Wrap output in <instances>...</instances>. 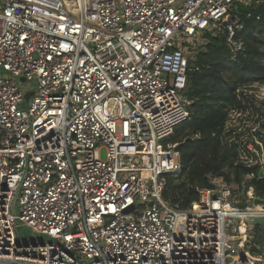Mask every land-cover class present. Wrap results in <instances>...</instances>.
<instances>
[{
	"label": "built area",
	"instance_id": "built-area-1",
	"mask_svg": "<svg viewBox=\"0 0 264 264\" xmlns=\"http://www.w3.org/2000/svg\"><path fill=\"white\" fill-rule=\"evenodd\" d=\"M261 1L0 0V264H264V209L221 176L189 206L164 196L191 41L243 51L234 9ZM254 146L242 186L264 177Z\"/></svg>",
	"mask_w": 264,
	"mask_h": 264
},
{
	"label": "trees",
	"instance_id": "trees-1",
	"mask_svg": "<svg viewBox=\"0 0 264 264\" xmlns=\"http://www.w3.org/2000/svg\"><path fill=\"white\" fill-rule=\"evenodd\" d=\"M234 10L241 17L237 37L244 43L243 51L234 54L223 36L207 33L206 43L188 62L185 93L190 118L169 137L179 143L182 170L177 177L167 176L164 191L166 198L183 206L197 199L196 188L210 186L209 176L240 184L246 174L258 169L241 161L239 144L227 137L226 122L232 106L245 108L238 99L243 93L239 88L264 81V0L237 4ZM246 185L257 198H264V177L256 175Z\"/></svg>",
	"mask_w": 264,
	"mask_h": 264
},
{
	"label": "rangeland",
	"instance_id": "rangeland-1",
	"mask_svg": "<svg viewBox=\"0 0 264 264\" xmlns=\"http://www.w3.org/2000/svg\"><path fill=\"white\" fill-rule=\"evenodd\" d=\"M182 34L180 31L177 33L176 37H180ZM205 35V34H204ZM202 34L196 36L193 42L196 46L193 48V45L190 46V55H194L198 47L206 43V38ZM192 40V39H191ZM239 100H242L245 108L232 106L228 110V120L226 122V131L228 132L227 137L230 136L231 139H234L239 147L242 148V153H245V146L254 145L258 146L261 157L264 155V81L254 82L245 88H239ZM190 102V101H189ZM24 107V104L23 106ZM255 147V146H254ZM238 197L242 200L243 204L240 206H251L253 203L264 204V198H257L255 193L252 197H249V189L245 184H229ZM264 206V205H263ZM246 222H249L246 220ZM257 228H260L258 233H263V228L259 225ZM16 233L20 241H32V240H49L48 236L40 235L38 236L34 233L29 227L19 224L16 227Z\"/></svg>",
	"mask_w": 264,
	"mask_h": 264
},
{
	"label": "water",
	"instance_id": "water-1",
	"mask_svg": "<svg viewBox=\"0 0 264 264\" xmlns=\"http://www.w3.org/2000/svg\"><path fill=\"white\" fill-rule=\"evenodd\" d=\"M32 94V92H27L25 94V100H28L29 99V96ZM255 223L257 224H261V225H264V218L263 217H256L254 219Z\"/></svg>",
	"mask_w": 264,
	"mask_h": 264
},
{
	"label": "bare ground",
	"instance_id": "bare-ground-1",
	"mask_svg": "<svg viewBox=\"0 0 264 264\" xmlns=\"http://www.w3.org/2000/svg\"><path fill=\"white\" fill-rule=\"evenodd\" d=\"M252 193H253V190L252 189H249V192H248V194L249 195H252ZM262 209H264V206L263 205H259V204H254V206H253V210H262ZM242 229H243V226H242Z\"/></svg>",
	"mask_w": 264,
	"mask_h": 264
}]
</instances>
